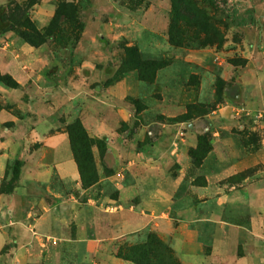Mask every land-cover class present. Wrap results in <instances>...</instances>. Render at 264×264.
<instances>
[{
	"label": "rangeland",
	"instance_id": "obj_1",
	"mask_svg": "<svg viewBox=\"0 0 264 264\" xmlns=\"http://www.w3.org/2000/svg\"><path fill=\"white\" fill-rule=\"evenodd\" d=\"M27 1L0 0V152L10 146V154L27 155L43 138L62 133L79 189L50 179V187L72 196L60 203V224L30 241H6L3 264H186L172 240L187 244L190 231L208 253L212 226L176 219H156L99 249L88 242L87 250L76 238L103 233L101 216L94 217L98 225L85 227L66 204L85 201L81 189H90L100 212L115 214L111 200L124 169L106 165L104 156L112 146L119 162L137 134L139 148L156 141L168 180L179 165L170 161V150L186 136L195 140L187 151L192 176L224 168L233 156L264 145V0H34L24 8ZM95 119L99 135L91 128ZM219 153L229 158L217 160ZM257 167L228 176L224 189ZM202 182L201 175L192 181ZM185 185L181 180L171 193V216L196 201ZM101 195L110 200L102 202ZM237 221L238 230L246 227L243 218Z\"/></svg>",
	"mask_w": 264,
	"mask_h": 264
},
{
	"label": "crops",
	"instance_id": "obj_2",
	"mask_svg": "<svg viewBox=\"0 0 264 264\" xmlns=\"http://www.w3.org/2000/svg\"><path fill=\"white\" fill-rule=\"evenodd\" d=\"M93 124V134L99 135L98 120L95 119ZM138 137L137 134L134 145H128L132 151L125 153V158L122 157L119 162L113 156L112 146H107L104 156L106 165L116 166V163H121L120 166L124 169L122 180L116 186V197L111 200L115 214L100 212L102 206L95 202L92 195L87 194L91 193L90 189H81L86 193L85 201L66 204L72 210L71 217H74L77 224H84L85 227L90 223L98 225L94 217L100 215L98 222L105 229L100 235L85 230V236L78 235L76 240L85 241L87 250L88 242H96L99 249L107 240L111 241V238L116 239L127 232L153 225L156 219H176L189 226H212L206 254L201 252L202 244L191 231L187 244L172 240L175 248L182 250L180 254L186 264H264V145L245 154V157L233 156V163L225 165L224 168L212 173L199 172L192 176V171H187L192 167L187 151L194 145L195 140L186 136L176 149L170 150L175 157L170 156V161H178L179 165L176 173L169 176L171 178L168 180L162 167V155L157 152L156 141L143 142L142 148H139L137 144L141 138ZM10 142L12 140L5 144L10 145ZM109 143L111 144L110 141ZM215 143L219 150H224L221 149L224 141L220 136L216 137ZM142 149H146L147 153ZM9 150L10 146H6L0 152V185L6 180L5 168L9 161L16 157L20 161V167L11 190L8 193L0 191V247L8 240L16 243L33 240L34 234L45 233L52 229L51 225L60 224L59 208L63 203L62 199L70 193L50 187V179L54 178L73 191L79 189L77 166L64 134L57 132L43 138L41 146L27 155L22 156L20 152L18 155L15 152L10 154ZM167 155L166 157L169 156ZM216 156L217 160L229 158L228 153H219ZM253 166H258L257 170L246 175L240 184H228V188L224 189L225 178ZM200 175L203 182L192 183ZM181 180L187 182L185 187L188 193L196 194L192 198L196 201H191L171 216V193L176 190ZM209 194L213 196H207ZM46 197L55 203H48ZM70 198L72 196L68 200ZM101 200L106 202L110 198L101 195ZM232 205L236 213L233 220L230 218ZM205 209L210 210L206 212ZM242 218L246 227L240 226L238 230L234 226H239L237 220ZM238 246L242 248L240 254L233 252ZM6 255L9 256L8 253ZM1 256L0 264H3Z\"/></svg>",
	"mask_w": 264,
	"mask_h": 264
},
{
	"label": "trees",
	"instance_id": "obj_3",
	"mask_svg": "<svg viewBox=\"0 0 264 264\" xmlns=\"http://www.w3.org/2000/svg\"><path fill=\"white\" fill-rule=\"evenodd\" d=\"M34 2H35L34 0H29L23 6H25L24 8H27L28 6H30ZM1 19L11 21L10 18H7V16L4 14H1ZM51 21H53V23H54V18ZM19 167H20V161L15 159L13 164H12V167H11V176L8 180L7 186H5V188H3V189H0L1 192L8 193L11 190V188L13 187V183L18 176Z\"/></svg>",
	"mask_w": 264,
	"mask_h": 264
}]
</instances>
